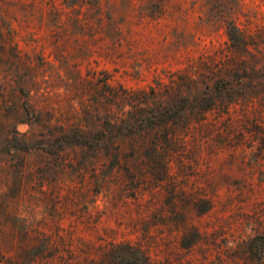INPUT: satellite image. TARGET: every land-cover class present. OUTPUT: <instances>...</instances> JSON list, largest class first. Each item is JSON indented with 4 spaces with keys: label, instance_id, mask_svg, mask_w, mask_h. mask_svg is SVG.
Segmentation results:
<instances>
[{
    "label": "rangeland",
    "instance_id": "374dc122",
    "mask_svg": "<svg viewBox=\"0 0 264 264\" xmlns=\"http://www.w3.org/2000/svg\"><path fill=\"white\" fill-rule=\"evenodd\" d=\"M155 2L0 0V264H89L113 241L155 264H264L248 249L264 237V0ZM182 96L181 118H148ZM62 128L107 141L67 146Z\"/></svg>",
    "mask_w": 264,
    "mask_h": 264
},
{
    "label": "trees",
    "instance_id": "16d2710c",
    "mask_svg": "<svg viewBox=\"0 0 264 264\" xmlns=\"http://www.w3.org/2000/svg\"><path fill=\"white\" fill-rule=\"evenodd\" d=\"M84 1V0H82ZM99 1V0H98ZM167 3V0H156L155 6L160 8L162 11L163 6ZM99 11V9H97ZM228 36L234 46H242V45H248L247 43V38L245 36L244 30H242L236 23L235 21L230 22V26L228 27L227 30ZM263 62H264V57H263ZM173 84L174 81H171ZM166 86V85H164ZM227 86H229V83L225 81H219L218 83V93L222 92V89H226ZM177 103L168 109L156 111L155 109H152L150 117H148L151 121H153V124L159 125L161 124L160 122L162 121L161 117H165L166 121L164 122L163 125L168 123V121H173L175 120V116L178 118H181V113L185 111L187 108L191 107V98L190 97H179L177 99ZM197 101V107L206 113L207 111L211 110L214 105H215V100L212 97H203L201 99H196ZM174 112V113H173ZM118 126L117 124L111 125L113 129ZM110 129V131L112 130ZM62 134H61V139L65 142L64 144L67 146L70 145H80V146H88L90 148H94L97 146L98 142L100 140H105L107 141V138L105 137L107 134H103L102 139L95 141L94 139L91 140L87 138L85 135V132L81 129H77L75 131H67L66 129L62 128ZM74 201L75 198H73ZM205 208L203 211L199 210V205L195 204L193 207L198 208V212L203 214L210 212L213 208V203L211 201H204ZM184 228L188 230L187 225H184ZM190 235L193 237L191 239V243H185V238L182 241V246L184 245L185 248H190L194 244L198 243L202 239V234L197 231L193 230V232L190 233ZM264 237H255L249 245V251L252 255L254 256H262L264 253ZM262 243V244H261ZM97 255L96 257H93L92 259L88 260L89 264H155L156 261L153 259L151 252L144 248L143 245L141 244H136L132 242H121V243H116V242H110L105 244L102 247H99L96 249ZM45 256V255H42ZM14 264H19V263H14Z\"/></svg>",
    "mask_w": 264,
    "mask_h": 264
}]
</instances>
